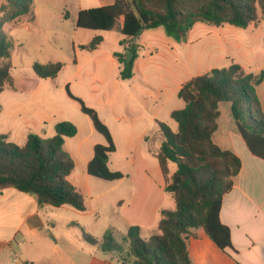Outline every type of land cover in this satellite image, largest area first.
<instances>
[{"label": "crops", "instance_id": "obj_1", "mask_svg": "<svg viewBox=\"0 0 264 264\" xmlns=\"http://www.w3.org/2000/svg\"><path fill=\"white\" fill-rule=\"evenodd\" d=\"M114 1L105 0L98 7L111 5ZM89 8L93 7L83 6L79 0L75 12H67L65 17L66 12L54 16L47 12V6L37 7L34 3L32 17L11 21L37 38L42 35L49 44L60 42V46L48 49L50 58L45 63L62 62L64 66L56 78L42 79L34 71L29 75L20 73L13 66L11 53L14 82L0 94V135L23 146L30 133L51 138L57 134L58 123L72 122L77 127V134L66 138L64 143V149L75 163L69 181L84 198L87 199L86 193H89L95 201L90 212L94 218L103 210L105 190L102 185L100 189L97 187L98 192H90V185L100 179L90 176L87 166L93 158L94 147L104 144L105 140L74 98L80 99L97 112L110 130L116 152L109 156L108 167L111 158H121L120 149L129 151L125 155L128 172L134 180L140 179L141 184L136 188L130 206L124 207L120 215L123 229L127 231L130 226H138L141 237L145 230H156L154 235L158 233L161 211L176 207L172 195L164 190L166 179L156 157L160 144L158 123H166L173 110L184 107V102L178 98L181 87L193 77L216 68L217 60H226L223 67L239 64L244 68L241 62L246 54L254 52L253 40L264 39V34L259 31L264 19L244 29L245 35L238 28L229 27L222 33L223 39L215 40L210 31L209 39L204 43L202 38H191L199 23L183 43L167 37L162 28L145 30L135 40L140 47L134 61V75L129 80H122L120 65L114 55L122 51L120 25L112 30L78 28L77 13ZM232 33L240 34V38H233ZM95 36L103 38L95 50L80 48L88 45ZM258 94L264 109V82L259 86ZM222 105L223 102L219 104L220 117L213 141L224 150H232L242 162L232 190L223 197L220 210L221 222L230 229L233 249L222 251L205 233L209 240H200V235L193 230L196 237L190 238L188 252L191 257L190 249L196 247L194 264H264V160L251 154L232 117L233 123L220 129ZM168 125L174 129L172 124ZM175 126L177 128L176 123ZM77 167H80L79 174ZM175 169L174 164L169 165L170 174ZM88 208L87 204L84 212ZM54 210L77 214L70 206L39 205L34 197L13 188L0 190V264H19L8 253L13 251L18 235L23 239L25 236L40 238L50 225ZM9 218H14L16 223H7ZM6 230L8 234L3 236L1 233ZM110 257L116 259L112 253ZM54 258L51 263L42 264H91L93 261L92 255L81 253L73 245L56 253Z\"/></svg>", "mask_w": 264, "mask_h": 264}, {"label": "trees", "instance_id": "obj_2", "mask_svg": "<svg viewBox=\"0 0 264 264\" xmlns=\"http://www.w3.org/2000/svg\"><path fill=\"white\" fill-rule=\"evenodd\" d=\"M33 5L34 0H5L0 6V94L14 82L12 40L3 27L23 16L32 17ZM64 16H68L67 12ZM260 19H264V0H115L111 5L80 10L76 24L87 30H112L120 25L122 51L114 55L120 65V78L129 80L134 75V61L139 54L140 46L135 40L145 30L162 28L167 37L183 43L197 23L246 29L257 25ZM102 40L101 36H95L80 48L95 50ZM127 50L134 53L129 63ZM63 66L62 62L35 63L32 69L37 77L48 79L56 78ZM263 82L264 70L258 74L245 73L241 65L232 64L195 76L181 87L178 98L184 107L173 110L170 115L177 128L158 123L160 144L156 153L166 179L164 190L172 195L175 210L161 211L158 233L148 240L142 239L138 226H130L124 237L128 249L126 256H121L122 262L194 264L188 243L196 237L193 230L198 228L220 250L233 249L230 229L221 222L220 210L242 162L232 150L218 146L213 135L218 129L219 104L228 102L232 120L247 148L264 160V109L258 94ZM74 99L105 140L104 144L94 147L88 174L107 182L122 180L123 173L108 167L109 156L116 152L109 128L93 108ZM56 128L60 133L51 138L30 133L23 146L0 135V190L13 188L34 197L39 205L70 206L84 212L86 199L69 181L75 163L64 149L65 139L74 137L77 127L63 121ZM170 164L176 167L172 174ZM82 232L88 244H100ZM100 248L105 253L123 249L109 231L104 234Z\"/></svg>", "mask_w": 264, "mask_h": 264}, {"label": "rangeland", "instance_id": "obj_3", "mask_svg": "<svg viewBox=\"0 0 264 264\" xmlns=\"http://www.w3.org/2000/svg\"><path fill=\"white\" fill-rule=\"evenodd\" d=\"M83 6L88 7H98L100 4H103L105 0H80ZM5 0H0V6L4 3ZM34 3L37 7L47 6V12L53 14L54 16L60 15L64 12H69L73 14L77 9L79 0H34ZM24 17V16H23ZM33 29V26H31ZM234 28L230 25H224L222 27H215L206 25L203 23L197 24L195 30L191 34V38L201 39L204 43L207 38L208 32L211 31L212 37L215 40L223 39L222 33L228 28ZM242 31V34L245 35L244 29L238 28ZM3 31L10 36L12 40V60L13 66L22 73L29 75L33 73L32 66L35 63H45L48 62L50 54L48 49H53L55 46H60V42L57 43H48L41 35L42 38H37L33 33H28L25 28L21 25H15L13 22H9L3 28ZM38 31V29H37ZM261 34H264V25L259 27ZM233 38H240L236 33L231 34ZM39 37V36H38ZM40 47L41 49H38ZM253 53L246 54L241 62L243 64V70L245 73H254L258 74L261 70H264V42L262 39L253 40ZM216 68L225 66L226 60H217ZM87 106V105H86ZM88 107V106H87ZM228 102H223L221 106L222 117L220 120V129H224L230 125L231 116ZM91 108V107H90ZM168 124H172L174 129H176L175 122L170 117L165 121ZM121 158L118 160L111 158L110 169L112 171H121L125 174V177L121 181L115 182H106L102 180H97L96 184L92 183L90 185V192L95 193L99 191V187L104 186L105 192V202L103 210L99 212L97 220L93 221L96 217L90 214L92 211V205L95 204V201H92L89 193H86L88 196L87 212H75L76 216L70 213H63L61 210H54L52 212V221L50 225L43 231V234L40 238L37 237H24L18 235L16 242L13 243V251H8L9 255L16 259L19 264H25L27 261L28 264H42V263H51L52 260H55L54 256L56 253L65 250L69 245H73L78 248L81 253H87L88 255L93 256V261L91 264H122L120 260L121 256H126V250L128 249V244L125 242L124 237L126 232L123 229V221L120 218V215L123 213V208L130 206L133 200V194L141 184L140 179L137 181L134 180L133 176L129 174V167L127 166L126 154L129 151L123 149L119 150ZM76 173H80V167H77ZM97 187L99 189H97ZM56 209V208H54ZM66 214V215H65ZM71 220V221H70ZM9 224H15L14 218H9L7 220ZM87 235L96 238L99 240L100 244L102 242L104 234L109 231L112 234L114 240L121 244L123 249L121 252H112L116 259L112 260L110 254L104 253L99 245H90L83 239V232ZM196 233L200 235V240H205L209 238L204 234L202 229H194ZM157 232H146L141 233L142 238L147 240L153 233ZM3 236L8 234V230L1 233ZM199 242V240H198ZM197 242H195L196 244ZM196 247H191V258L195 263L196 258ZM58 251L56 252V250Z\"/></svg>", "mask_w": 264, "mask_h": 264}, {"label": "water", "instance_id": "obj_4", "mask_svg": "<svg viewBox=\"0 0 264 264\" xmlns=\"http://www.w3.org/2000/svg\"><path fill=\"white\" fill-rule=\"evenodd\" d=\"M133 57H134V53L132 51L127 50L126 51V62L129 63ZM59 133L60 131L57 129V134Z\"/></svg>", "mask_w": 264, "mask_h": 264}]
</instances>
